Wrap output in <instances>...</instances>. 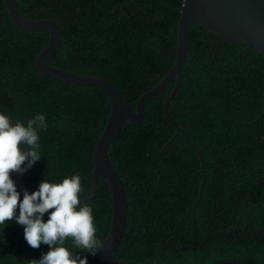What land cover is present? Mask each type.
<instances>
[{
	"label": "trees",
	"instance_id": "obj_1",
	"mask_svg": "<svg viewBox=\"0 0 264 264\" xmlns=\"http://www.w3.org/2000/svg\"><path fill=\"white\" fill-rule=\"evenodd\" d=\"M18 2L25 18L60 25L53 66L110 80L133 108L175 61L185 0ZM188 35L183 81L169 110L195 149L174 137L175 126L163 111L174 77L148 100L143 122L126 121L110 144L129 205L114 255L122 264H264V57L198 22ZM48 39L45 31L18 28L0 0V111L25 123L38 113L46 116L43 156L23 176L29 188L36 190L45 178L79 174L83 198L93 188L94 148L111 103L102 88L38 72L35 59ZM82 204L93 208L99 243L96 255L80 254L88 255V264H102L98 248L113 214L104 179ZM18 226H0V264H33L49 250L30 247L23 227L9 236Z\"/></svg>",
	"mask_w": 264,
	"mask_h": 264
},
{
	"label": "water",
	"instance_id": "obj_2",
	"mask_svg": "<svg viewBox=\"0 0 264 264\" xmlns=\"http://www.w3.org/2000/svg\"><path fill=\"white\" fill-rule=\"evenodd\" d=\"M3 2L10 18L18 28L29 32L45 31L49 33L47 44L35 59L38 72L45 77L64 83L102 88L109 96L110 115L94 148L93 188L89 195L81 198V200L82 202L88 201L97 194L99 178L106 181L113 197V214L110 230L99 245L98 255L102 264H122L115 257L114 251L122 241L127 228L129 205L124 181L109 157L110 144L120 133L126 121L134 125L143 122L148 100L159 93L175 77L174 88L163 103V111L175 126L174 137L179 135L187 145L195 149L183 136L176 119L169 110V102L178 92L183 81L182 70L189 46V27L193 22H198L226 40L247 46L264 57V0H185L180 10L178 22L175 61L160 82L139 97L136 108L123 100L118 88L110 80L100 76L81 75L53 66L52 60L62 42L60 25L53 19L25 18L21 13L18 0H3ZM21 146L25 150L27 149L23 142H21ZM198 154L201 158L200 151ZM31 168L14 177L21 191L25 189L32 191L23 180V176ZM202 171L204 173L201 183L203 186L206 180L203 167ZM22 227L19 225L8 235L16 236Z\"/></svg>",
	"mask_w": 264,
	"mask_h": 264
},
{
	"label": "clouds",
	"instance_id": "obj_3",
	"mask_svg": "<svg viewBox=\"0 0 264 264\" xmlns=\"http://www.w3.org/2000/svg\"><path fill=\"white\" fill-rule=\"evenodd\" d=\"M47 128L44 113L25 123L0 112V226L5 229L14 222L23 226L30 247L48 246L33 264H88V255L80 253L96 255L99 241L93 208L82 204L81 176L73 174L60 181L45 178L34 191H21L13 178L41 159L40 133ZM69 240L71 247L66 244Z\"/></svg>",
	"mask_w": 264,
	"mask_h": 264
}]
</instances>
